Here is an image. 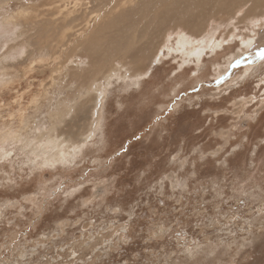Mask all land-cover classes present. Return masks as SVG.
<instances>
[{
  "label": "rangeland",
  "instance_id": "1",
  "mask_svg": "<svg viewBox=\"0 0 264 264\" xmlns=\"http://www.w3.org/2000/svg\"><path fill=\"white\" fill-rule=\"evenodd\" d=\"M42 1L0 0V264H264V0H81L90 55Z\"/></svg>",
  "mask_w": 264,
  "mask_h": 264
},
{
  "label": "bare ground",
  "instance_id": "2",
  "mask_svg": "<svg viewBox=\"0 0 264 264\" xmlns=\"http://www.w3.org/2000/svg\"><path fill=\"white\" fill-rule=\"evenodd\" d=\"M14 1V0H13ZM81 0H45L42 1L41 6L42 7H49L51 9V7H53L55 9V12L53 14H51L52 12H50V9L46 11V13L51 14V16H54V19L51 20H46L45 23H47L48 25H57L59 27L58 31H57V35L58 32L60 33V38H61V42L68 40L70 38H73L74 41H78L82 43L77 44L76 46H81V48H84V50L90 55L92 53H96V51H102L105 52L104 50V44L101 42V39L97 37H95L93 34L88 38H81L82 36V30L84 29H88L90 26V20H88L87 18V14H83L82 16H78L79 14H77L78 10H81L82 8L86 7L85 5H83L84 7L79 8V5ZM95 1V0H94ZM135 0H125L122 2H119L114 8H117L120 13L118 14V12L116 13V11L114 10V12H109L110 15H114V17L110 18L108 21L105 22V24L107 23V26H110L111 24L116 23L119 19H130L132 17H134L135 15H137V12L139 10V6L141 3L144 4V6H148L150 5V7L152 6V3L155 0H142L139 5L137 7L135 6ZM138 0H136L137 2ZM83 3V2H82ZM155 4V3H154ZM153 4V5H154ZM68 5H70L69 7H67ZM102 5V4H101ZM105 5L102 6V8ZM23 7V6H22ZM27 8V7H26ZM147 8V7H146ZM89 10V8H86V10ZM27 12V10H26ZM43 13V11H39L37 16L41 15ZM109 13H102V18L105 19L108 17ZM90 14V13H88ZM91 15V14H90ZM23 16V15H21ZM20 18V17H19ZM27 16L24 18L26 19ZM99 18V17H98ZM97 18V19H98ZM102 19V20H103ZM51 22V23H50ZM60 23V24H59ZM84 23V25H82ZM104 23V22H103ZM118 23V22H117ZM61 25V27L59 26ZM120 25V24H119ZM56 26V28H57ZM113 26V25H112ZM103 27V26H102ZM53 28V27H52ZM91 28V27H90ZM113 28V27H112ZM98 29V28H96ZM106 30V29H105ZM108 33V32H107ZM96 34V33H94ZM104 34V33H103ZM84 35V34H83ZM87 35V34H86ZM58 40V39H57ZM56 40V41H57ZM112 40V39H110ZM114 41L116 39H113ZM70 41V40H69ZM58 43V42H57ZM109 44V43H108ZM50 47H52V45H50ZM185 51H188L189 48L188 47H184ZM123 51L122 48V43H112L111 47L108 48L106 50L107 52L110 54V56L112 55H118ZM85 53V52H84ZM95 54V55H96ZM122 55V54H121ZM109 56V55H108ZM108 58V57H107ZM106 59V58H105ZM110 59V58H109ZM112 60V59H111ZM110 60V61H111ZM112 65V64H111ZM114 68V67H113ZM118 71V70H117ZM117 74V73H116ZM65 104V103H64ZM70 110V108H69ZM74 111V110H73ZM60 115V114H59ZM63 118V115H62ZM60 121V120H59ZM58 130V129H57ZM56 130V133L58 134ZM60 130V129H59ZM48 134H50V132H47ZM55 133V134H56ZM89 133V131H88ZM47 134V135H48ZM43 136V135H42ZM49 137V136H48ZM47 137V139H48ZM50 136L48 139V142H51L53 147H55V153L53 156H49L50 159H52L53 161H58L60 159H62V153L64 154L68 152L69 148L71 147V142L70 145H67L64 140H62V136H60L61 140L59 139V135H56L54 137ZM47 139H45L47 141ZM65 139V138H64ZM44 140V141H45ZM67 140V139H66ZM69 140V139H68ZM70 140L71 137H70ZM41 141V140H40ZM73 141V140H72ZM36 144V143H35ZM46 144V143H45ZM64 144H66V146L64 147ZM41 145V143H40ZM51 145V144H50ZM43 146V143H42ZM50 146H48L49 148ZM42 148V147H39ZM51 149V148H50ZM41 150V149H40ZM44 151V150H43ZM39 152V151H38ZM41 152V151H40ZM52 153V150H51ZM51 155V154H50ZM48 158V157H47Z\"/></svg>",
  "mask_w": 264,
  "mask_h": 264
}]
</instances>
